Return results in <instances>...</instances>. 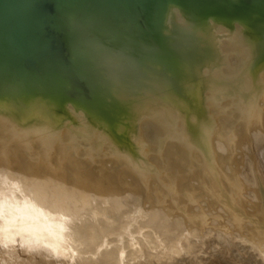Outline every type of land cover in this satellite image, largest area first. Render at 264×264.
Instances as JSON below:
<instances>
[{
  "label": "bare ground",
  "instance_id": "bare-ground-1",
  "mask_svg": "<svg viewBox=\"0 0 264 264\" xmlns=\"http://www.w3.org/2000/svg\"><path fill=\"white\" fill-rule=\"evenodd\" d=\"M263 176L264 0H0V264H264Z\"/></svg>",
  "mask_w": 264,
  "mask_h": 264
},
{
  "label": "rangeland",
  "instance_id": "rangeland-1",
  "mask_svg": "<svg viewBox=\"0 0 264 264\" xmlns=\"http://www.w3.org/2000/svg\"><path fill=\"white\" fill-rule=\"evenodd\" d=\"M263 180H264V176H263ZM11 247H14V245H12ZM13 249V248H12ZM24 257H27L26 255H24Z\"/></svg>",
  "mask_w": 264,
  "mask_h": 264
}]
</instances>
